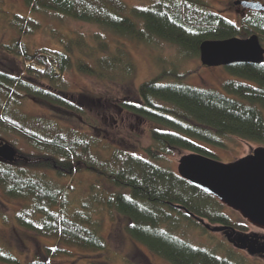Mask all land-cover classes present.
<instances>
[{
    "label": "trees",
    "instance_id": "trees-1",
    "mask_svg": "<svg viewBox=\"0 0 264 264\" xmlns=\"http://www.w3.org/2000/svg\"><path fill=\"white\" fill-rule=\"evenodd\" d=\"M24 2L33 15L53 12L74 21L97 24L115 35L142 44L161 40L176 45L190 56H198L200 45L208 40L248 39L257 35L264 42V12H250L238 23H233L206 10L200 0H151L148 8L144 9L131 8L122 0ZM0 18L11 21V27L21 36L30 35L39 28L31 17L12 15L1 8ZM106 50L107 47L100 49L101 52ZM0 51L43 69L27 68L31 78H20L0 68V130L22 138L28 146L47 154L48 162L58 175L67 172L73 177L74 174L86 173L94 176L97 182L105 179L122 190L116 194L101 190L91 198L95 204L129 218L127 233L131 238L170 264H235L210 251L191 246L170 231L162 230L163 227H177L184 221L201 226L173 205L185 207L206 222L236 228L240 232L249 231L250 226L232 223L219 212L222 206L217 200L182 180L178 173L162 162L165 156L183 151L215 159L201 143L225 148L227 141L238 140L264 147V64L228 67L233 75L248 83L228 81L223 86L225 93L175 83L162 84L161 79L143 83L138 92L144 103L125 106L136 115L161 126L151 133L153 145L146 149L150 160L111 146L110 158L106 160L95 152L99 143L94 138L62 129L54 121L12 112L11 106H21L24 100H32L73 115L87 116L88 108L96 103L94 100L87 96L70 100L52 86L43 85L46 81L52 85L63 81V74L72 63L68 48V53L47 49L31 53L23 43L15 41L11 45L0 46ZM110 56L111 50L108 52ZM112 59L96 57V64L116 70V74L118 70L123 74L134 72L132 63H124L120 58L119 63L123 64L119 67L118 59ZM82 69L91 75H100L88 65L82 66ZM156 100L173 108L157 107L154 105ZM31 157L26 159L18 155L17 159L36 163ZM14 167V164L0 159V186L4 194L27 204L14 217L18 226L52 238L62 246L93 253L106 251L105 241L93 230L92 218L82 212L71 211L68 192L50 189L40 180ZM96 187L94 184L92 189ZM84 208L91 213L90 205ZM173 212L181 217H175ZM47 251L55 257L69 253L62 248H48ZM0 262L20 264L15 255L5 252L1 242Z\"/></svg>",
    "mask_w": 264,
    "mask_h": 264
},
{
    "label": "rangeland",
    "instance_id": "rangeland-1",
    "mask_svg": "<svg viewBox=\"0 0 264 264\" xmlns=\"http://www.w3.org/2000/svg\"><path fill=\"white\" fill-rule=\"evenodd\" d=\"M122 1L134 9L148 8L151 4V0ZM200 1L209 12L220 15L233 23H238L250 12H254L236 6L237 2L250 1L264 5L263 0ZM0 8L12 15L31 17L39 26L38 30L30 35L21 36L11 27V21L0 18V46L11 45L18 41L23 43L31 53L43 49L64 53L70 51L72 63L64 72L63 81L53 85L46 81L43 85L52 86L59 94L70 100H78L87 96L96 102L88 108L87 116L73 115L47 103L32 100H24L21 106H11L12 112L54 121L62 129L73 130L79 135L94 138L99 143L95 152L106 160L111 155L109 154L110 146L135 157L149 159L146 149L153 145L152 130L160 129L161 126L136 115L125 106L127 104L139 106L144 103L138 92L143 83L161 79L162 84L175 83L193 89L220 93H225L223 86L228 81L248 83L245 79L233 75L226 67H204L199 55H186L179 47L168 42L155 40L152 44H142L128 37L115 35L97 24L74 21L53 12L33 15L24 0H0ZM261 44L264 48V42ZM105 47L107 50L101 52L100 49ZM110 50L112 56L108 57ZM95 56L101 60L108 58L111 61L115 57L118 59L116 62L119 67L122 66V62H130L134 72L123 74L121 70H118L116 74V70L113 71V69L96 64ZM120 58H123L121 63H119ZM84 65L96 69L100 75L89 74L82 69ZM30 67L43 71L42 68L32 63L25 64L21 58L0 51V68L10 71L13 75L20 78H31L26 70ZM38 84L42 83L38 82ZM154 105L161 108H173L158 100L154 101ZM226 143L225 148L201 144H204L215 159L222 163L237 161L253 149L260 147L238 140ZM0 144L12 146L20 157L27 159L28 156H32L31 159L36 163L30 164L25 159H18L14 163V168L40 180L50 189L58 191L64 189L68 192L69 195H66L68 202L71 203V211H79L90 216L94 222L93 230L105 241L107 247L106 251L98 253L83 251L76 247H66L59 245L52 238L43 237L18 226L14 217L27 204L7 197L0 186V242L5 252L15 255L20 264L36 262L45 264H170L131 238L127 233V226L130 225L129 218L115 211H109L103 205L95 204L91 198L94 193L101 190L108 194H116L122 190L110 185L105 179L97 182L94 176L86 173L74 174L73 177H70L67 172L58 175L48 162L47 154L28 146L22 138L2 130H0ZM187 154L191 153L183 151L176 155L165 156L162 163L177 174L178 161ZM94 184L98 188L92 189ZM85 205L91 206V213L84 208ZM219 212L225 214L232 223L247 226L238 213L224 206ZM174 216L181 217L176 212ZM207 223L217 226L210 222ZM248 229L249 231L245 232L247 234L259 233L251 226ZM162 230L170 231L171 234L191 246L210 251L217 257L230 260L235 264H264L262 260L251 258L245 252L233 248L223 234L210 233L201 226L184 221L177 227L171 226L170 229L163 227ZM241 232L244 233V231ZM48 248H62L69 253L55 257L49 255ZM0 264L3 263L0 262Z\"/></svg>",
    "mask_w": 264,
    "mask_h": 264
},
{
    "label": "water",
    "instance_id": "water-1",
    "mask_svg": "<svg viewBox=\"0 0 264 264\" xmlns=\"http://www.w3.org/2000/svg\"><path fill=\"white\" fill-rule=\"evenodd\" d=\"M236 6L264 12V5L259 2L241 1ZM199 56L201 64L207 68L264 64V48L257 35L248 39L205 41L200 45ZM17 158V152L12 146L0 144L1 160L14 164ZM178 175L222 206L238 213L259 233L247 234L232 227L212 226L185 207H173L184 211L208 232L223 234L236 250L264 262V147L255 148L245 157L231 163H222L201 154H187L178 161Z\"/></svg>",
    "mask_w": 264,
    "mask_h": 264
},
{
    "label": "flooded vegetation",
    "instance_id": "flooded-vegetation-1",
    "mask_svg": "<svg viewBox=\"0 0 264 264\" xmlns=\"http://www.w3.org/2000/svg\"><path fill=\"white\" fill-rule=\"evenodd\" d=\"M184 212V211H183ZM185 213V212H184ZM217 226H220V227H222V226H224V225H217ZM258 259V258H257Z\"/></svg>",
    "mask_w": 264,
    "mask_h": 264
}]
</instances>
